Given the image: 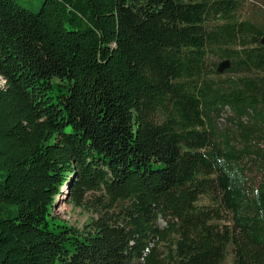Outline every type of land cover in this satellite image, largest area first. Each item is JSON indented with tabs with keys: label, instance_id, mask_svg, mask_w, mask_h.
I'll return each instance as SVG.
<instances>
[{
	"label": "trees",
	"instance_id": "16d2710c",
	"mask_svg": "<svg viewBox=\"0 0 264 264\" xmlns=\"http://www.w3.org/2000/svg\"><path fill=\"white\" fill-rule=\"evenodd\" d=\"M242 6L0 0V264H264V6Z\"/></svg>",
	"mask_w": 264,
	"mask_h": 264
},
{
	"label": "rangeland",
	"instance_id": "374dc122",
	"mask_svg": "<svg viewBox=\"0 0 264 264\" xmlns=\"http://www.w3.org/2000/svg\"><path fill=\"white\" fill-rule=\"evenodd\" d=\"M42 0H18L20 6L37 10L39 2ZM243 6L240 11V17L243 19L255 18L258 8L264 6V0H242ZM64 191V190H63ZM54 214L68 225L82 229L85 223L91 219L89 213L81 210L80 208L73 207L68 203V198H61L58 201Z\"/></svg>",
	"mask_w": 264,
	"mask_h": 264
},
{
	"label": "water",
	"instance_id": "95a60500",
	"mask_svg": "<svg viewBox=\"0 0 264 264\" xmlns=\"http://www.w3.org/2000/svg\"><path fill=\"white\" fill-rule=\"evenodd\" d=\"M228 67V62L224 61L223 63H220L218 66V72H223Z\"/></svg>",
	"mask_w": 264,
	"mask_h": 264
}]
</instances>
